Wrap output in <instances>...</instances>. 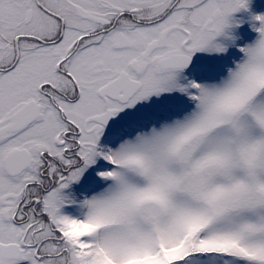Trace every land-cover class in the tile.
Instances as JSON below:
<instances>
[{
	"label": "snow or ice",
	"instance_id": "1",
	"mask_svg": "<svg viewBox=\"0 0 264 264\" xmlns=\"http://www.w3.org/2000/svg\"><path fill=\"white\" fill-rule=\"evenodd\" d=\"M0 264H264V0H0Z\"/></svg>",
	"mask_w": 264,
	"mask_h": 264
}]
</instances>
